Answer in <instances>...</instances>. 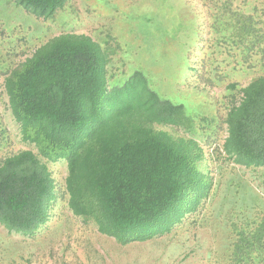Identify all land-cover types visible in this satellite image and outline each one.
I'll use <instances>...</instances> for the list:
<instances>
[{"label":"trees","instance_id":"16d2710c","mask_svg":"<svg viewBox=\"0 0 264 264\" xmlns=\"http://www.w3.org/2000/svg\"><path fill=\"white\" fill-rule=\"evenodd\" d=\"M68 1L0 0L44 18ZM201 2L210 53L254 72L245 84L225 87L222 149L238 164L264 166V0ZM112 51L85 33L64 32L6 69L10 111L22 140L35 148L0 159V224L9 233L33 235L49 220L48 161H66L73 214L120 244L167 233L214 197L204 147L188 133L193 117L154 90L140 70L109 84ZM6 137L0 115V142ZM230 227L233 264H264V207L242 212Z\"/></svg>","mask_w":264,"mask_h":264},{"label":"rangeland","instance_id":"374dc122","mask_svg":"<svg viewBox=\"0 0 264 264\" xmlns=\"http://www.w3.org/2000/svg\"><path fill=\"white\" fill-rule=\"evenodd\" d=\"M205 10L201 0H70L44 18L0 2V115L7 129L0 159L21 149L35 151L22 140L10 111L3 89L6 69L52 36L82 32L113 50L109 84L140 70L162 97L184 105L193 117L188 133L203 145L217 186L213 198L169 232L120 244L73 214L64 189L66 161H48L54 184L49 220L33 235L9 233L0 224V264H233L230 221L264 207V166L238 164L222 149L225 87L230 81L245 84L254 72L234 63L232 68L210 53Z\"/></svg>","mask_w":264,"mask_h":264}]
</instances>
